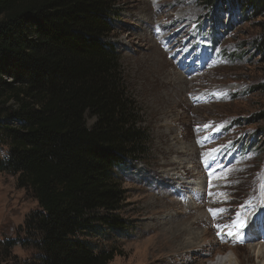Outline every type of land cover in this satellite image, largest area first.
I'll return each mask as SVG.
<instances>
[{
	"label": "rangeland",
	"instance_id": "1",
	"mask_svg": "<svg viewBox=\"0 0 264 264\" xmlns=\"http://www.w3.org/2000/svg\"><path fill=\"white\" fill-rule=\"evenodd\" d=\"M118 14L110 41L150 146L115 171L127 230L106 232L93 245L113 252L109 264H215L232 250L238 263L264 264L251 249L264 244V234L250 238L264 214V122L257 119L264 64L252 48L264 14L212 10L198 0H119ZM84 119L89 129L96 123L88 112ZM7 152L0 144V159ZM37 210L16 177L0 173V264H30L37 252L25 244V221ZM178 211L164 229L204 216L192 231L205 251L176 257L164 246L155 225Z\"/></svg>",
	"mask_w": 264,
	"mask_h": 264
},
{
	"label": "trees",
	"instance_id": "2",
	"mask_svg": "<svg viewBox=\"0 0 264 264\" xmlns=\"http://www.w3.org/2000/svg\"><path fill=\"white\" fill-rule=\"evenodd\" d=\"M198 1L264 14V0ZM118 5L0 0V144L8 149L0 173L38 204L25 221V244L37 252L30 264H109L113 252L92 240L127 230L115 171L145 157L150 139L110 41ZM258 27L252 48L264 64V21ZM87 112L96 118L90 129Z\"/></svg>",
	"mask_w": 264,
	"mask_h": 264
},
{
	"label": "bare ground",
	"instance_id": "3",
	"mask_svg": "<svg viewBox=\"0 0 264 264\" xmlns=\"http://www.w3.org/2000/svg\"><path fill=\"white\" fill-rule=\"evenodd\" d=\"M182 91V90H181ZM181 165V164H178ZM178 169V168H177ZM180 172V171H179ZM184 174V173H183ZM181 176V175H180ZM178 179V178H175ZM205 187V185H204ZM203 189V186L201 187ZM198 190V189H197ZM201 190V189H200ZM200 193V192H199ZM191 202V201H190ZM171 203V202H169ZM159 204V203H158ZM157 203H155V205H158ZM172 204L175 205V202H173ZM178 204V203H177ZM189 204V203H188ZM191 204V203H190ZM179 205V204H178ZM192 205V204H191ZM164 207L167 206H172L171 204H164ZM185 206V205H184ZM188 206V205H187ZM194 206V205H193ZM200 207V206H199ZM193 208V207H192ZM192 208H190V206L187 207L188 209V214L191 210H193ZM202 208V207H201ZM262 212H259V214L257 215V219L258 222L255 223L253 230H251V234H250V238L254 239V237H257L258 239H261V235L264 234V214H261ZM182 213L176 212L175 215H170L168 217H166L162 223L159 222L158 225H155V228L157 230L161 229V240L162 242H164V246L166 248H168L170 252L175 253L174 256L176 257H180L179 255L183 252L188 250L191 252H196L198 250L202 251L201 249L203 248L204 244L202 241H199L198 238H196V236H198V233H195L194 231H192L193 228H195L197 225H199V223L202 221V217L201 215H198L196 218H194L192 221H190V223H186V224H176L173 227H170L169 229H164V224L165 223H172L175 222L174 218L175 216H179ZM184 214V213H183ZM186 214V213H185ZM184 214V215H185ZM192 214V212L190 213ZM261 214V217H259V215ZM186 217V216H185ZM192 217V216H191ZM179 218V217H178ZM188 218V217H187ZM186 218V219H187ZM242 218V217H241ZM177 219V217H176ZM190 219V218H189ZM254 220V217L252 218V220L250 221V223L252 224ZM204 222V221H203ZM259 226H261L260 229V233L257 231V229H259ZM159 231V232H160ZM204 232V231H203ZM196 234V235H195ZM224 234V233H223ZM231 240L234 241V237L233 235H230ZM158 240V239H157ZM160 244V243H159ZM163 248V247H162ZM252 249V253L254 254L253 256H256V258H260L261 260H264V244H259V247L257 245H253L251 246ZM232 250V249H231ZM199 251V252H200ZM205 251V250H203ZM202 251V252H203ZM186 253V252H185ZM230 253V252H229ZM252 256V255H251ZM251 256L249 255L248 257H246L248 259V262L251 261ZM237 256L234 252V250L231 251V254L229 257H227L226 259L221 258L219 261H217L215 264H242V262H237ZM197 259V258H196Z\"/></svg>",
	"mask_w": 264,
	"mask_h": 264
}]
</instances>
